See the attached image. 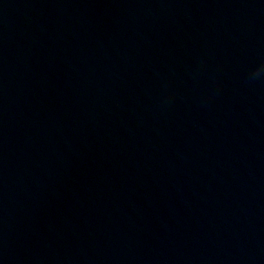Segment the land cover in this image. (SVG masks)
I'll return each instance as SVG.
<instances>
[{"label":"water","instance_id":"obj_1","mask_svg":"<svg viewBox=\"0 0 264 264\" xmlns=\"http://www.w3.org/2000/svg\"><path fill=\"white\" fill-rule=\"evenodd\" d=\"M0 264H264V0H0Z\"/></svg>","mask_w":264,"mask_h":264}]
</instances>
